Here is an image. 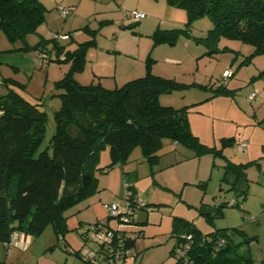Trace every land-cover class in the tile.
<instances>
[{"label":"rangeland","instance_id":"374dc122","mask_svg":"<svg viewBox=\"0 0 264 264\" xmlns=\"http://www.w3.org/2000/svg\"><path fill=\"white\" fill-rule=\"evenodd\" d=\"M39 1L45 8V22L39 26L37 33L27 36L29 45H34L41 37L51 39L56 35L69 36L66 41H59L69 44L70 49L89 40L95 41L96 45L86 53V70L83 69L82 75L77 77L80 83L87 84L90 78L95 77L94 72L104 74L107 71L108 76L102 78L107 79L105 86L112 89L118 81L120 87L126 82L121 78L126 67L136 65L140 68L138 71L144 68L146 72L145 68L149 65L153 75L157 73L159 77L174 79L183 85L179 90L161 94L159 102L174 109L187 108L191 132L201 144L221 149L222 139L233 137L236 140L234 145L222 148L224 157L234 162L242 161L243 151L238 149L241 139L250 155L264 157V54L256 55L245 63L253 51L252 46L226 37L209 43L206 38L212 29V22L208 17L203 16L188 23L186 12L165 0H81L78 12L76 6L79 0ZM60 5L69 7L72 14L63 17L58 10ZM138 6L144 8L147 18L139 23L125 19V13ZM173 29L185 30L186 33H178L172 44H155L156 31ZM114 41L118 42L116 48L113 47ZM22 45L21 42L10 43L0 31V57L6 58L7 62L15 61L19 66L16 70L6 61L0 63V83L3 84L2 77L10 80L8 86H4L7 91H16L47 113L45 139L48 141L55 128L54 112L61 103L57 96L61 91L55 88V82L63 78L69 64L49 61L45 67H41L38 52L18 51ZM145 72L138 73L136 77L144 76ZM225 72L232 75L224 78ZM219 86L231 93H217ZM251 93H256L253 104L248 99ZM157 154L160 156L158 161L150 165L143 159L140 149L135 148L124 165H116L109 173L97 172L98 187L116 175L122 186V193L115 202L118 203L125 195V171L135 183L136 195L141 199L153 197L150 204L156 203V207H162L169 213L173 211L204 232L213 230V223L208 222L201 211L210 210L213 213V205L236 201L234 192L226 191L228 186L222 182L225 170L222 166L226 160L220 156L214 157L212 152L197 154L170 140H164ZM262 159L257 160L260 167L251 165L248 171L251 179L248 183L256 197L249 199V203L254 208H257V199L264 196L259 188L262 186L259 178L264 172ZM109 162V152L105 148L100 152L98 166L104 168ZM93 196L85 202H90ZM237 201L240 208L227 207L225 216L214 221L215 227L245 229L248 216H243V201L240 198ZM75 207L68 211V215ZM87 207L83 205L81 210L86 211ZM75 217L73 215L68 220ZM260 220L257 225H248L249 230H254L249 233L258 235L259 241L251 248L256 255L264 249V214H261ZM82 230L80 233L66 231L62 239L49 225L40 236L32 238L27 251V247L23 252L10 246L7 252L0 246V255L8 257L5 262L11 264H84L83 259L89 252L95 251L98 242L91 234L82 236ZM172 243L173 239L168 238L163 247L168 249ZM140 261L141 264L154 263H149L147 259ZM158 262L173 264L174 257L169 256L163 262Z\"/></svg>","mask_w":264,"mask_h":264},{"label":"trees","instance_id":"16d2710c","mask_svg":"<svg viewBox=\"0 0 264 264\" xmlns=\"http://www.w3.org/2000/svg\"><path fill=\"white\" fill-rule=\"evenodd\" d=\"M165 1L183 9L188 23L208 17L212 22L206 38L209 43L226 37L252 46L253 51L245 63L256 55L264 54V0ZM44 22L45 8L39 0H0V31L10 43L23 44L18 51L42 52L52 56L50 61L69 64L63 78L55 82V88L61 91L57 94L61 103L54 112L55 128L48 141L45 139L47 113L43 109L29 103L14 90L9 89L0 95L1 244L7 245L14 232L36 238L49 225L56 236L63 239V234L68 231V211L99 191L97 172L124 165L137 147L143 159L153 165L160 157L157 153L164 140L182 144L197 154L212 152L214 157L226 160L222 182L228 186L226 191L234 192L236 201L233 205L229 202L213 205V213L201 211L208 222L222 218L224 209L229 206L240 208L237 199H245L249 186L246 169L257 162H230L221 151L234 145L236 140L233 137L222 139L221 149L206 147L191 132L187 108L174 109L160 104L161 94L179 90L182 84L153 75L148 65L144 76L120 87L106 89L99 82L81 85L74 76L83 71L86 53L96 45L95 41L80 43L73 50L68 48L69 44H61L55 38L41 37L37 43L29 45L27 36L37 33ZM180 32L185 30L156 31L155 44H172ZM2 83L8 86L6 83L10 80ZM217 93L231 91L219 86ZM105 148L110 162L101 168L98 166L99 156ZM124 175L125 184L137 196L129 173ZM220 190L223 189L220 187ZM145 205L144 201L136 216ZM103 221L109 222L110 219L106 216L93 224ZM134 225L135 220L132 222ZM132 226L122 228V233L128 238L139 234V239L141 231H134ZM82 231L84 236L85 231ZM171 233L176 238L171 250L175 264L252 263L248 251H239L240 247L249 244L251 238L235 242L236 237L245 236L240 228L216 229L203 234L191 221L174 217ZM189 235V248L184 255L176 254L175 248L183 245ZM136 240L127 239L126 246L132 248ZM100 249L98 245L95 251ZM83 262L87 264L85 259Z\"/></svg>","mask_w":264,"mask_h":264},{"label":"crops","instance_id":"0c3cea01","mask_svg":"<svg viewBox=\"0 0 264 264\" xmlns=\"http://www.w3.org/2000/svg\"><path fill=\"white\" fill-rule=\"evenodd\" d=\"M144 1L146 2V0H144ZM81 3H82L81 0H79L77 2V6H76L77 12L81 6ZM69 6H72V5H69ZM135 10H138V11H141L144 13V8H142V7L138 6V7H136ZM146 18H147V16L144 19H146ZM125 19H127V17ZM117 22L119 23V21H117ZM140 25L142 26V24H140ZM146 25L148 26L149 24H146ZM117 43L115 41L113 42L114 48L117 47V45H118ZM61 44H65V43L61 42ZM70 50H73V49H70ZM4 61H6V58H3L1 56L0 57V63H3ZM7 64L12 65V67H14L16 70H17V68H19V66L16 65L15 61L7 62ZM29 68L31 69L32 65ZM104 68L106 69V67H104ZM85 70H86V66L84 68V71ZM97 70L102 71L101 68H98ZM138 70H140V68H138L136 65H133V66L129 65L128 67H126V70H124L122 72L121 78L126 80V82L133 80V79H136V78H138L136 76H139L138 73L144 74L143 72H145L144 68L141 69V71H138ZM84 71H82L78 75L76 74V76H75V79L79 84L88 85L90 83L99 82L104 88L110 89V88H108V86H105L106 85L105 80H107V79H105V80L102 79L104 76L105 77L108 76L106 74L107 71H105L104 74H102L100 72L101 75H100V73H98L99 71H97V73L94 72L93 75L97 78H100V79L95 80L94 79L95 77L90 78L87 84H83V83H80L78 81L77 77L81 76ZM155 75L158 76L157 73H155ZM140 76H142V75H140ZM2 78H3V81L6 80V78H4V77H2ZM118 84H119L118 81H116L113 88L118 87ZM0 85L2 86V87L0 86V95H3L7 92V88L5 89L4 85L1 83H0ZM241 140H239V145L242 142ZM239 145H238V149H239ZM263 152H264V150H263ZM241 153H243L242 155H244L242 161L234 162V161H232V159H230L228 157H226V159L230 160V162H232L234 164H246L248 162L256 161L259 167H260V164H259V161H257V160L259 158H263L262 161H264V157H253V155H250V152L248 149L247 150L245 149ZM262 156H264V155H262ZM249 168L250 167H248L246 169V176H247L248 181L251 180L249 178V175H248ZM114 169L115 168L110 169V170L105 171V172L109 173L110 171H112ZM125 173H127V172L124 171V174ZM124 179H125V175H124ZM259 180L262 182V186H259V188L264 192V172H263V175L259 178ZM134 184L135 183L133 182V185ZM134 188H135L136 193L138 194V191L136 190L135 185H134ZM98 190L99 191L102 190V191H100L98 194L94 195L90 202L84 201L83 203L77 205L74 208L75 213H73L74 212L73 211L72 214L69 215L67 220L69 218H71L73 215H76L75 219H71V220L66 221L68 231H71V232L75 231L77 233H80V231L83 229V227L87 226V224H93V223H96L97 221L104 220L106 218V215H107L106 210H105V206L110 205L112 203H115L117 201V198L122 193V186L120 185V179L116 178V175H115L113 177V179L102 182L101 185H99ZM254 195L255 194L251 192L250 186H248V191L246 193V197L243 200V206L245 209H243L242 212H243V216L253 217L255 219V222H249L248 221L247 224H244L245 229H243L241 227H234V228H240L241 231H243L245 234L244 237H236L235 242H237V243L240 242L242 238L243 239L244 238H251L249 244L247 246L240 247L239 251L243 252V253H244V251H248L249 256L252 260L251 264H264V249H261V251L258 253V255H256L255 253H252V249H251L252 245L256 244L259 241L258 235L256 233H249V231L254 232L253 228L250 230L248 229L249 224L250 225L251 224L257 225L258 222L261 221L260 220L261 214H264V196L260 200L257 199L258 205H257V208H254L249 203V199L256 198V197H254ZM152 198L151 197L146 198V200H148V201L143 199L145 201V204H146L145 208L137 213L133 230L134 231H141V237L134 242V244L132 246V250H133L132 254L127 259L126 264H141L140 260L143 261L144 259H147L149 261V263L154 262L152 264H158L159 263L158 260H161L163 262V260H165V259L169 258V256H171V250L176 243V238H174L172 233H171L173 218L174 217H179V218H183V219H185V218L180 216V215H177L173 211L171 213H169V212L164 211V209L162 207H159V206L156 207L158 205L156 203L150 204V202H152ZM83 205L88 206L86 208L87 209L86 211L81 210V207ZM224 211H225V209H224ZM224 214H225V212H224ZM224 214H223L222 218L225 216ZM243 219H244V217H242V220ZM225 228H228V227H219V228L215 227L214 222H213V230H209L207 232H204L201 229H199V230L203 234H207V233L212 232L216 229H225ZM231 228H233V227H231ZM168 238L173 239V243L168 249H166L165 247H163V244H164V241ZM16 242L17 243L15 245H12L13 249H17L18 251L21 250L24 252V249H26V247H27V249L25 250V251H27L29 249L30 245L32 244V237L29 235L28 236H25V235L22 236L21 235V236H19V238L17 239ZM0 246L2 247V249L5 248V250L7 252L10 251L9 250L10 246L4 245L1 243H0ZM74 252H76V251H74ZM164 256H166V258ZM7 259H8V257L6 258L5 256L3 257L2 255H0V264H11V263H7V261L5 262V260H7ZM146 264H147V262H146ZM173 264H175V259H174Z\"/></svg>","mask_w":264,"mask_h":264},{"label":"built area","instance_id":"2783aa9c","mask_svg":"<svg viewBox=\"0 0 264 264\" xmlns=\"http://www.w3.org/2000/svg\"><path fill=\"white\" fill-rule=\"evenodd\" d=\"M58 10L63 17H68L72 14V10L69 7L64 5L58 6ZM127 19L133 23H137L144 19L146 15L138 10H132L129 13H125ZM67 35H56L55 39L57 40H66ZM52 57V56H51ZM51 57L44 53H39L40 66L45 67L48 62L51 60ZM63 59V57L61 58ZM232 74L230 72L224 73V78L230 77ZM226 80L224 79V82ZM256 98V93H251L248 97L250 103H254ZM246 149V144L242 141L239 145V150L244 151ZM230 205L235 204V201L232 200ZM144 205L143 199L139 196L133 195L128 185L125 184V195L121 198L118 203H112L105 206L107 219L110 221H103L100 224L87 225L84 229L85 234H91L93 239L98 242V245L101 246L99 251H91L85 256V262L87 264H126L127 259L132 254V248L127 247V239L134 241L138 239L139 234H132L129 238L126 234L122 233V228H130L132 222L136 218V211ZM247 221L255 222L253 217H247ZM133 227V226H132ZM24 236V234L19 232H14L9 242L8 246L15 245L19 236ZM26 238V237H25ZM191 236L185 237V243L181 246L175 248V253L179 255H184L186 250L189 248V241ZM222 243V241H220ZM69 251H71L69 249Z\"/></svg>","mask_w":264,"mask_h":264}]
</instances>
